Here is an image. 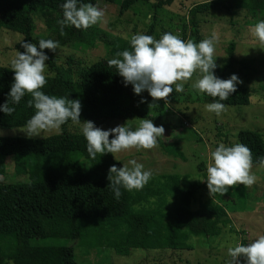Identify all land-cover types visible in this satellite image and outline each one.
I'll return each instance as SVG.
<instances>
[{
    "label": "trees",
    "instance_id": "trees-1",
    "mask_svg": "<svg viewBox=\"0 0 264 264\" xmlns=\"http://www.w3.org/2000/svg\"><path fill=\"white\" fill-rule=\"evenodd\" d=\"M102 1L118 4L121 11L139 1L152 2L153 7L158 8L173 0ZM65 2L0 0V29L20 33L22 42L38 47L31 33L35 28L33 19L41 17L47 40L72 48L104 49L101 58L80 68L75 79L69 66L56 65L51 53L43 49L48 56L45 62L54 72L46 75L47 83L41 91L50 96L78 99L82 105L81 122L164 114L167 104L164 100L156 101L157 107H149L153 100L147 90L134 94L132 85H125L117 71L106 63L118 52L132 51L131 37L125 39L103 30L96 31L95 26L84 30L71 25L64 27L62 35L58 21L63 19L61 5ZM80 3L94 4V0H78V5ZM211 10L227 11L230 16L244 10L247 18L244 22L249 25L264 20V0H206L194 5L189 23L196 26L197 15L209 14ZM151 33L150 27L145 35ZM232 48L230 42L226 49L229 56H232ZM13 76L11 67L0 65V105L8 101L9 106L15 108L12 115L0 111V128L22 127L35 113L34 107L27 104L30 94H25L16 105L8 98ZM218 78L222 79L221 74ZM250 95L249 87L237 84L236 91L221 102L226 106L247 105ZM170 96L168 101H171ZM195 100L212 103L218 98L200 92ZM68 123L73 122L69 120L59 132L45 137L0 136V174H6L4 158L10 157L12 175L27 177V181L0 182V247L13 245L7 255H0V264H55V249L65 245L102 246L121 254L140 249L147 237L164 236L170 249L183 250L192 248L188 242L190 236L209 239L219 235L228 220L222 203L215 196L195 209L189 208L199 183L181 180L180 189H176L174 195L142 211L131 209L129 191L124 188L119 199L115 198L113 190L107 186V177L97 174L98 169H108L115 164L112 154H97L95 159L91 158L82 132L68 131ZM112 138L110 135L109 139ZM235 141L251 150L253 165L261 164L264 146L257 132L238 129ZM165 149L179 155L173 144ZM171 185L175 187V182ZM57 241L65 245L55 244Z\"/></svg>",
    "mask_w": 264,
    "mask_h": 264
},
{
    "label": "rangeland",
    "instance_id": "rangeland-1",
    "mask_svg": "<svg viewBox=\"0 0 264 264\" xmlns=\"http://www.w3.org/2000/svg\"><path fill=\"white\" fill-rule=\"evenodd\" d=\"M202 1L206 0H173L171 4L158 8H154L152 2L139 1L120 11L116 3L94 0L93 5L102 9L105 17L103 22L93 26L96 31L103 30L125 39L134 34H145L150 27V35L157 40L164 33H172L184 41L192 40L194 43L215 36L217 41L214 55L217 67L214 75L219 77L221 74L222 79H228L235 74L240 81L238 84L251 89L249 103L240 106L227 105L226 111L220 115L207 111L205 106L209 103L195 100L196 94L200 93L192 87L200 75L197 72L185 83L183 92L177 93L173 85L171 101L166 104L164 114H150L144 118L125 120L107 119L97 121L94 125L108 130L126 123L135 129L139 126L140 119H152L155 126L164 128L163 137L158 138L157 147L151 150L133 148L112 154L114 165L118 169L127 165L130 160H135L144 166V170L152 173L151 179L141 190L129 191V202L133 211H142L161 199L170 198L176 189H180L181 180H186L199 183L189 202V208L195 209L206 199L216 197L226 211L227 223L214 238L190 236L188 242L192 248L183 250L170 249L164 236L147 237L140 249L121 254L113 253L102 246H66L63 241H57L55 244L65 246L55 249V264H228L229 247H234L237 243L247 245L264 235V166L253 165L251 171L258 180L250 188L236 185L223 195H210L206 182L210 153L219 143L226 146L237 144L235 132L238 129L257 132L264 146V50L259 48L260 45L252 35L251 29L255 25L244 22L247 20L244 10H237L233 16L222 10L198 14L197 24L193 27L189 23L190 11L195 4ZM33 23L35 28L31 36L38 42L47 40L44 37L46 28L43 19L35 18ZM21 38L22 35L16 31L0 29V65L11 67L10 61L16 52H24L19 45ZM230 42L233 43L232 56L226 52ZM88 48L59 45L55 52L45 50L51 53L56 65L69 66L75 79L80 68L100 59L104 53V49ZM115 58L119 57L116 55ZM110 68L117 71L114 66ZM53 72L47 65L45 75H52ZM22 128L23 126L0 128V136L27 137L20 131ZM66 128L68 131H81L80 124L68 123ZM55 133L57 132H43L41 137ZM171 144L177 148L179 155L166 151L165 148ZM4 163L7 172L0 174V182L27 181L25 175H12L10 157H5ZM82 167L86 168L84 164ZM108 169H98V176L107 177ZM173 181L175 187L171 185ZM11 250L13 245L0 247V255H7ZM240 264H245L243 258H240Z\"/></svg>",
    "mask_w": 264,
    "mask_h": 264
},
{
    "label": "clouds",
    "instance_id": "clouds-1",
    "mask_svg": "<svg viewBox=\"0 0 264 264\" xmlns=\"http://www.w3.org/2000/svg\"><path fill=\"white\" fill-rule=\"evenodd\" d=\"M61 8L63 19L58 24L61 26L62 35L65 26L86 30L103 22L105 17L102 9L89 3L78 5V0H66ZM251 32L260 45L259 48L264 50V20L258 22ZM216 41L215 36L194 43L192 40L184 41L172 33H164L158 40L151 35L134 34L130 40L132 51L118 52L117 57L122 59L113 58L107 63L109 67L114 66L117 69L125 85H132L134 94L139 95L147 90L153 100L149 107H157L156 101L159 100L168 103V97L173 93V85L177 93L183 92L185 83L194 73L199 72L200 75L192 87L210 97L218 98L205 107L207 111L220 115L227 108L221 101L227 100L236 91V85L240 81L235 74L228 79H220L214 75L217 67L214 55ZM21 47L24 52L17 51L10 61L14 82L8 98L16 105L25 94L31 95L27 104L34 107L35 113L20 129L28 138L41 137L43 132H59L71 120L81 125L86 150L93 159L97 154H115L133 148L151 150L158 146V138L163 137L164 128L155 126L152 119H140L139 126L135 129L125 123L102 130L92 121L81 122L82 105L78 99L50 96L41 91L47 83L45 61L48 60L42 50L55 52L59 48L57 41L42 39L37 47L36 44L21 40ZM0 111L12 115L15 108L10 107L7 101L0 105ZM110 135L114 137L111 140ZM260 163L264 166V157L260 158ZM252 167V153L246 145L237 143L226 146L219 143L210 153L206 169L209 194L223 195L236 185L250 188L258 180L251 171ZM151 177V171L144 170L142 164L130 160L119 169L115 165L110 166L107 186L113 190L115 198L119 199L121 188L127 191L141 190ZM228 256V264H240V258H243L245 264H264V235L247 245L237 243L234 247H229Z\"/></svg>",
    "mask_w": 264,
    "mask_h": 264
}]
</instances>
